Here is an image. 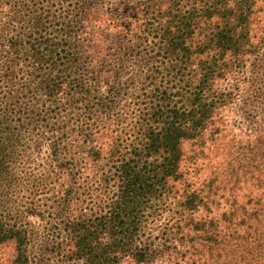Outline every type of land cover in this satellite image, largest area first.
Masks as SVG:
<instances>
[{"label":"trees","instance_id":"obj_1","mask_svg":"<svg viewBox=\"0 0 264 264\" xmlns=\"http://www.w3.org/2000/svg\"><path fill=\"white\" fill-rule=\"evenodd\" d=\"M236 110L253 125L245 146ZM229 135L242 151L213 178L185 171L187 141L223 152ZM54 212L89 264H262L264 0H0L12 264H29L35 220Z\"/></svg>","mask_w":264,"mask_h":264},{"label":"rangeland","instance_id":"obj_2","mask_svg":"<svg viewBox=\"0 0 264 264\" xmlns=\"http://www.w3.org/2000/svg\"><path fill=\"white\" fill-rule=\"evenodd\" d=\"M247 66L248 69L245 70V72L248 74L250 65L248 64ZM230 115L233 120H230V118L229 120L233 121V125H235L234 121L236 119H239L242 122L241 125L236 124L235 126L231 123V134H235L238 138H243L242 146H245L246 139L244 138H246L247 135H252L250 129L253 125L250 121L245 119V116L242 117L243 113L239 112L238 114L237 110L235 113H230ZM231 138V135H229L225 141ZM212 143L214 144L213 147ZM228 143L227 151L220 152L218 151L219 148L215 142L211 141L206 144L202 142L187 141L184 145L185 158L183 165L185 171L192 172L194 179L200 182L213 178L215 172L214 169L218 168L216 167L218 162H223L224 158L231 159L237 151H242L241 148L238 149L240 145H236L234 140L231 139V142ZM246 176H243L241 182L237 180V187L239 188L238 192L240 195L247 193L249 188L248 185L252 186L247 183ZM234 181H236V179H232V183H234ZM170 201L175 205V199H171ZM174 205H172L173 208ZM164 216H168V214H165ZM65 218L66 216L64 212H54L51 217L45 216L41 220H35L37 233L28 246L29 264H89L86 258L79 256L76 248H74V243L72 244L69 241L68 233L64 231V228L66 227ZM249 225L250 221L244 220L242 221L241 227L245 230ZM241 254L239 253L230 259H221V257H216L215 255L211 258L209 255L208 258H211V260L208 264L220 260H222L223 264H247L248 258H241ZM262 254H264V252H262ZM16 255L17 250L14 242H7L0 245V264H12ZM243 256L245 255L243 254ZM262 264H264V261Z\"/></svg>","mask_w":264,"mask_h":264}]
</instances>
